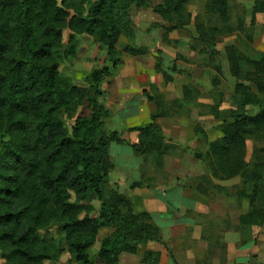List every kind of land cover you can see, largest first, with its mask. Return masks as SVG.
Wrapping results in <instances>:
<instances>
[{
	"label": "trees",
	"instance_id": "obj_1",
	"mask_svg": "<svg viewBox=\"0 0 264 264\" xmlns=\"http://www.w3.org/2000/svg\"><path fill=\"white\" fill-rule=\"evenodd\" d=\"M185 1L162 0L155 8L171 24L169 32L185 26ZM152 2L98 0L87 8L79 0H0V250L8 264H45L67 250L79 264H119L123 253L135 254L141 244L161 241L151 216L132 215L127 198L108 186L115 167L110 147L122 143L119 132L105 129L110 114L100 99L109 70L93 72L89 89L74 85L60 71L64 59L76 56L75 35L92 36L106 46L109 57L116 59L115 68L122 63L117 50L121 36L127 39L124 53L143 56L146 49L137 47L133 12ZM206 11L227 21L229 0H207ZM258 12L264 13V5L254 15ZM66 32H70L67 44ZM228 60L237 79L242 76V64L251 62L234 47ZM158 65L169 84L171 77ZM251 65L258 94L249 86L237 85L239 110L224 119L216 112L223 122V137L210 144L209 155L215 178L240 177L244 185L252 186V211L241 219L244 225L264 216V209L257 205L264 192V165L252 167L245 162L247 139L264 132V57ZM185 90L188 95L190 91ZM144 95L150 103L162 100L148 92ZM86 103L92 114L81 113L70 129L68 120ZM159 106L164 110L163 101ZM249 106L257 107L258 113L250 116ZM166 116L158 113L151 125L139 129V144L133 145L137 154L153 156L159 166L173 149L163 142L156 123ZM195 157L206 159L198 152ZM92 195L102 202L95 216ZM240 195L245 197L243 192ZM53 226L61 227L67 248L41 235ZM106 227L116 231L102 240L97 256H91L89 250ZM159 260V253L147 252L143 261L159 264Z\"/></svg>",
	"mask_w": 264,
	"mask_h": 264
},
{
	"label": "rangeland",
	"instance_id": "obj_2",
	"mask_svg": "<svg viewBox=\"0 0 264 264\" xmlns=\"http://www.w3.org/2000/svg\"><path fill=\"white\" fill-rule=\"evenodd\" d=\"M79 1H83L89 8L98 0ZM161 4L162 0H153L150 7L133 12L137 28V47L146 49L143 56L134 57L124 53L127 39L121 36L117 50L121 52L122 63L115 68L113 60L116 59L112 60L109 57V50L106 46L100 44L92 36L75 35L76 56L64 59L60 66L63 77L71 79L74 85L87 89L90 88L88 77L93 72L109 70V76L103 80L101 85L103 95L100 99L110 114L109 118L104 121L105 129L110 132H119L122 140L121 144L111 145L110 162L115 165L116 156H113V150L116 146L120 148L127 146L135 156L144 159V168L141 170L145 173L144 179L134 180L129 173L117 170L115 166L110 173L108 186L109 189L127 198L132 215L146 213L151 216L153 225L159 228L161 241L143 243L135 254L123 253L119 264H147L143 261L147 252L159 253V264L165 253L170 264H174L172 258L174 252L170 249V243L163 234V228L154 219L153 209L148 208L151 206L150 203L153 204L152 200H148L149 197L146 194H136L137 190L144 192L152 190L155 185L157 189L172 188L166 185L171 182H177L181 186L192 184L190 186L192 190L188 189V193L195 192L199 195L200 197H197L202 199V210H210L212 214L204 213L218 215L215 221L219 232L222 233V240H225V236L231 237L229 245L224 244V241L219 243L223 249L220 264H264V216L253 225H244L241 220L252 211L250 201L252 186L244 185L240 177L228 181L215 178L210 170L211 157L209 156L210 144L223 137V122L217 118L216 112L218 111L224 119L230 117L231 111L239 110L236 102L240 100L237 95V85L241 83L249 86L254 93L258 94L252 78L255 70L251 62L258 63L264 57V13L258 12L254 15V11L264 5V0H229L230 18L227 21L207 13V0H186L185 26L174 32L167 30L171 24L155 11V8ZM69 35L70 32L65 33V44L68 43ZM231 47L236 48L251 61L242 64V76L238 79L232 74V67L228 60ZM160 63L161 68L171 77L172 81L169 84L166 83L163 72L158 71ZM150 64L159 78V83L150 84L145 88L148 87L147 91L151 96L162 98V100L152 103L155 111L151 116V121L143 127H132L130 133L139 132V129L151 125L158 113L167 115L156 122L161 128L163 142L173 145V149L163 160V166H159L160 164L156 163L153 156L137 154L134 150L133 145L139 144V138L136 142H132L131 135L127 136L126 133L121 132V129L125 128L122 120L115 116L120 105L115 102L112 93L110 94L115 83L120 80L121 74L129 76L131 72L137 78H144L139 69L150 67ZM123 68H129V73ZM220 69L222 74L219 73ZM186 88L190 91L188 95H186ZM136 89L141 91V86ZM162 101L165 104L164 110L159 106ZM258 111L257 107L249 106L247 113L253 116ZM81 113L86 116L92 114L87 103L79 108L72 120H68L70 129ZM163 119H167L168 127H172V135H174L175 125L179 127L180 123L183 124L181 137L185 144L176 145L167 141L161 125ZM196 152L206 159H197ZM174 158L180 161H175ZM245 162L252 167L264 165V132L251 135L247 139ZM145 165L149 166L148 169ZM242 192L245 195L243 198L240 197ZM72 202L75 203L74 200ZM90 205H93L96 210L92 215H98L102 202L96 195H92ZM257 205L264 209V192L259 199L257 198ZM115 231L113 227L102 228L97 243L89 250V254L97 256L102 240L110 237ZM41 235L44 238L60 241L61 249L67 248L62 241L64 234L60 226H53L48 231H42ZM232 245H235V248ZM239 256L242 257L238 258ZM206 259H208L207 263L212 260L211 252L206 254ZM97 261L100 262L98 259ZM0 264H8L1 250ZM45 264L79 263L77 258L67 250L62 251L57 258L46 261Z\"/></svg>",
	"mask_w": 264,
	"mask_h": 264
},
{
	"label": "crops",
	"instance_id": "obj_3",
	"mask_svg": "<svg viewBox=\"0 0 264 264\" xmlns=\"http://www.w3.org/2000/svg\"><path fill=\"white\" fill-rule=\"evenodd\" d=\"M152 68L150 64V67L139 69L144 78H137L133 73H129V68H123L126 69L129 76H127L128 74L125 76L121 74L120 80L115 83L114 89L110 92L114 96L115 102L120 105L115 116L122 120L125 129H121V132L126 133L127 136L131 135L130 139H132V142L137 141L139 132L133 131L130 133V130L148 124L155 111L153 104L146 100L144 95L145 92H148V87L145 88L146 86L159 83V78ZM139 86H141V91L136 89ZM168 124L167 119L161 121L167 141L176 145L185 144L181 137L183 124L180 123L179 127L175 125L174 135H172V127H168ZM114 148L113 156H116L114 159L116 169L129 173L134 180L137 178L144 179L145 173L141 172L142 168H144V159L135 156L127 146H121V148L116 146ZM117 159L120 160L117 161ZM174 160L180 161L175 158ZM146 167L148 169L149 166L147 165ZM166 185L172 188L157 189L155 185L152 190H147L146 192L137 190L136 194H146L149 197H147L148 200H152L153 204L150 203L151 206L148 208L153 209L154 219L163 228V234L170 243V249L174 252L177 263L220 264L222 262L221 253H223V249H221L219 243L224 241V244L229 245L231 237L225 236V240H222V233L219 232L215 221L218 215H209L208 213L212 214L210 210H202V199L199 198L200 196L195 192L192 194L188 193V189L192 190L190 187L192 184L190 186L186 184L181 186L177 182H171L166 183ZM232 247L235 248V245H232ZM208 252H211L212 255V260L209 263L206 262L208 260L206 259ZM240 253H244V251H240ZM241 257L239 256L238 258ZM161 264H170L165 253Z\"/></svg>",
	"mask_w": 264,
	"mask_h": 264
}]
</instances>
